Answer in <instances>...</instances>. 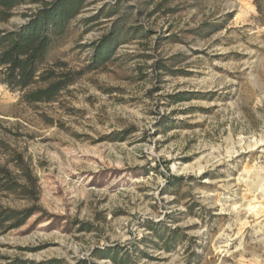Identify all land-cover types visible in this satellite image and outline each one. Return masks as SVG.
I'll use <instances>...</instances> for the list:
<instances>
[{"label": "rangeland", "instance_id": "374dc122", "mask_svg": "<svg viewBox=\"0 0 264 264\" xmlns=\"http://www.w3.org/2000/svg\"><path fill=\"white\" fill-rule=\"evenodd\" d=\"M50 1L25 0L0 30ZM123 18L147 38L118 42L86 71L89 47ZM71 28L48 66L77 79L55 102L28 104L0 83V141L23 156L40 196L0 192L2 208L36 209L0 230V264H121L126 252L132 264H264L255 0H88ZM6 149L0 164L22 182Z\"/></svg>", "mask_w": 264, "mask_h": 264}, {"label": "trees", "instance_id": "16d2710c", "mask_svg": "<svg viewBox=\"0 0 264 264\" xmlns=\"http://www.w3.org/2000/svg\"><path fill=\"white\" fill-rule=\"evenodd\" d=\"M88 0H53L42 2L41 6L26 13V22L13 30H0V83L12 92H20L28 104L51 103L58 99L60 93L66 90L77 79L72 74H59L49 67L50 55L67 43L71 28L75 21L87 8ZM199 2L202 0H191ZM262 0H255L259 12L264 13L260 5ZM25 0H0V22H6L12 17V12L23 5ZM103 14V12H102ZM106 17L114 15L113 11L104 13ZM97 19H89L90 23ZM124 18L118 20L111 31L89 48L92 51L91 64L86 71L91 72L104 66L115 55L118 42H126L132 37L147 38L141 28L126 27ZM167 70L165 66L159 67ZM85 74V73H80ZM125 138L115 135L113 141ZM0 146L7 148L0 141ZM21 171L22 182L7 168L0 164V192H7L23 198L33 197L39 200V190L36 178L25 163L23 156L15 151H8ZM10 152V153H9ZM36 212V209H10L0 207V230L5 232L18 229L25 225ZM167 236V235H166ZM162 240L163 237H160ZM170 235L164 243L167 248L171 243ZM166 240V239H165ZM121 253V252H120ZM128 252L124 253L121 264H132ZM116 260V256L113 255ZM12 264H34L15 261Z\"/></svg>", "mask_w": 264, "mask_h": 264}, {"label": "bare ground", "instance_id": "6f19581e", "mask_svg": "<svg viewBox=\"0 0 264 264\" xmlns=\"http://www.w3.org/2000/svg\"><path fill=\"white\" fill-rule=\"evenodd\" d=\"M261 146V145H260ZM260 146H256L257 148H259ZM250 146H248V148H249Z\"/></svg>", "mask_w": 264, "mask_h": 264}]
</instances>
